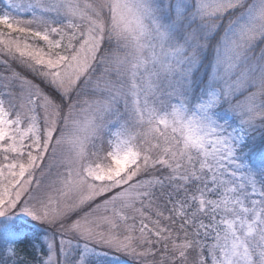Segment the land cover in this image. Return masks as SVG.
Instances as JSON below:
<instances>
[{
	"label": "rangeland",
	"instance_id": "rangeland-1",
	"mask_svg": "<svg viewBox=\"0 0 264 264\" xmlns=\"http://www.w3.org/2000/svg\"><path fill=\"white\" fill-rule=\"evenodd\" d=\"M0 4V231L37 264H264V0Z\"/></svg>",
	"mask_w": 264,
	"mask_h": 264
},
{
	"label": "trees",
	"instance_id": "trees-1",
	"mask_svg": "<svg viewBox=\"0 0 264 264\" xmlns=\"http://www.w3.org/2000/svg\"><path fill=\"white\" fill-rule=\"evenodd\" d=\"M2 6H0V11L3 9ZM233 14L232 12L225 15L222 19V25L226 24V19ZM31 15V12H23L20 14V18L29 20L32 17ZM218 35H220V30L212 37L213 41L217 39ZM207 55L208 50L205 54H199L200 65L203 67L209 63ZM200 65L195 71L201 72ZM192 75L195 77L196 72H193ZM203 75L207 76L206 73ZM46 91L50 92V89L47 88ZM194 91L197 90L194 89ZM193 97H195V94H193ZM193 97L190 96V99H187L190 105L194 99ZM245 130L246 137L240 148L243 157L245 156L247 162L251 165H264V117L257 119L252 127H245ZM4 227L6 228L0 231V264H37L41 261L37 258V256L42 258L45 253L43 246L40 245L41 231L30 224L17 220L9 222Z\"/></svg>",
	"mask_w": 264,
	"mask_h": 264
}]
</instances>
